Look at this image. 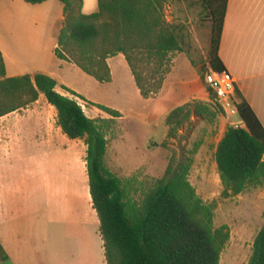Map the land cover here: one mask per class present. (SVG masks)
Returning <instances> with one entry per match:
<instances>
[{
    "label": "trees",
    "instance_id": "trees-1",
    "mask_svg": "<svg viewBox=\"0 0 264 264\" xmlns=\"http://www.w3.org/2000/svg\"><path fill=\"white\" fill-rule=\"evenodd\" d=\"M41 5L50 0H23ZM64 22L55 55L79 68L99 84L112 82L108 60L123 55L144 100L156 99L171 74L174 55L184 53L182 28L164 14L168 0H98V11L85 15L83 0H58ZM211 23L209 67L226 72L219 56L229 0H196ZM195 67V65L192 63ZM56 80L44 74L8 78L0 52V118L36 103L43 95L57 112V124L69 140H85L90 193L101 222L107 264H220L230 241L228 226H214V204H206L189 180L191 162L172 158L165 177L155 184L139 206L129 207L121 181L104 166L107 140L96 121L76 102L57 91ZM83 101L85 98L61 86ZM210 97L220 107L216 94ZM238 126H229L215 159L223 186L222 198L264 187V127L237 89ZM113 119L122 114L95 105ZM200 116L191 105L172 111L167 119L169 137ZM166 145V144H164ZM131 208V209H130ZM0 244V264L8 261ZM249 264H264V226L255 239Z\"/></svg>",
    "mask_w": 264,
    "mask_h": 264
},
{
    "label": "crops",
    "instance_id": "crops-1",
    "mask_svg": "<svg viewBox=\"0 0 264 264\" xmlns=\"http://www.w3.org/2000/svg\"><path fill=\"white\" fill-rule=\"evenodd\" d=\"M91 1V6L84 1L85 15L98 11V0ZM63 22L58 0L41 5L0 0L6 76L44 74L57 81L59 93L64 86L86 96L76 84L85 74L55 55ZM219 56L264 127V0H229ZM113 63L136 88L123 55L108 60L112 82L104 85L114 84ZM55 117L41 95L28 108L0 118V244L9 258L2 264H107L90 193L88 148L85 140H69ZM240 124L239 118L235 126Z\"/></svg>",
    "mask_w": 264,
    "mask_h": 264
},
{
    "label": "rangeland",
    "instance_id": "rangeland-1",
    "mask_svg": "<svg viewBox=\"0 0 264 264\" xmlns=\"http://www.w3.org/2000/svg\"><path fill=\"white\" fill-rule=\"evenodd\" d=\"M86 2L91 6V0ZM164 14L169 23L182 28L185 46L184 53L174 55L173 74L163 97L149 101L141 98L130 75L118 72V63H113V85L96 83L83 74L76 78L79 89L92 100L80 95L86 100L83 101L60 91L78 102L87 117L93 116L106 136L104 166L121 181L129 207L139 206L157 181L165 177L172 158L179 165L191 162L190 183L206 204L215 205V228L230 229L231 238L220 264H249L255 239L264 226V188L252 187L235 198H222L215 151L227 128L237 125L239 117L231 114L232 108L214 103L204 81L210 69L211 23L196 0H168ZM93 104L115 109L122 118L113 119ZM187 104L201 115H192L170 138L166 119Z\"/></svg>",
    "mask_w": 264,
    "mask_h": 264
},
{
    "label": "built area",
    "instance_id": "built-area-1",
    "mask_svg": "<svg viewBox=\"0 0 264 264\" xmlns=\"http://www.w3.org/2000/svg\"><path fill=\"white\" fill-rule=\"evenodd\" d=\"M205 83L216 94L219 102L226 108H232L231 114L238 115L237 106L238 103L236 97V83L234 78L228 73H216L209 69L204 76Z\"/></svg>",
    "mask_w": 264,
    "mask_h": 264
}]
</instances>
